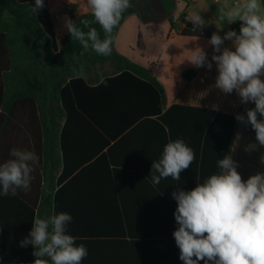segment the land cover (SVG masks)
Here are the masks:
<instances>
[{
    "label": "trees",
    "instance_id": "1",
    "mask_svg": "<svg viewBox=\"0 0 264 264\" xmlns=\"http://www.w3.org/2000/svg\"><path fill=\"white\" fill-rule=\"evenodd\" d=\"M138 1L130 0L132 7L113 29V42L122 22L136 12ZM157 1L172 27L176 0ZM34 4L35 0H0V110L4 113L0 125L4 119L14 122L39 157L34 165L36 197L32 207L25 205L21 241L36 215L45 218L55 213L53 194L63 187H72L74 193H115L122 173L151 178V167L147 169L145 163L157 161L153 157L161 156L170 140L182 139L195 156L180 174V190L190 191L196 180L203 183L219 172L217 161L228 155L241 100L235 91L225 94L215 87V62L210 70L205 66L199 72H183V78L193 83L177 104L166 108L164 92L146 68L116 53L113 43L107 57L85 51L69 32L57 44L46 0L37 13L31 10ZM81 20H88L89 27L104 37L91 12L73 19L87 32ZM241 24H232L228 31L239 34ZM180 34L212 36L192 22ZM229 42L225 40L221 49H232ZM213 54L212 47L209 61ZM137 147L153 148L156 152L144 155L153 159L131 164V150ZM124 157L128 159L122 161ZM117 164L138 171H124ZM156 186L161 191L167 188ZM170 190L173 193V187ZM173 204L177 203H171V211ZM170 220L178 225L174 214ZM20 242L15 248H0V264H33V247H20Z\"/></svg>",
    "mask_w": 264,
    "mask_h": 264
},
{
    "label": "crops",
    "instance_id": "2",
    "mask_svg": "<svg viewBox=\"0 0 264 264\" xmlns=\"http://www.w3.org/2000/svg\"><path fill=\"white\" fill-rule=\"evenodd\" d=\"M46 2L57 44L68 33L65 26L67 19L73 21L81 14L91 12L87 0ZM236 8L232 0H176L171 27L157 0H139L136 12L119 26L113 50L150 72L160 84L168 108L177 104L182 92L193 83L183 78V72H199L202 68L188 61L192 50L201 47L208 56L213 47L208 43L211 37L182 36L180 32L191 22L193 15L199 14L205 21L202 27L223 37L232 24L242 23L240 20L228 23L227 13ZM260 14L264 15V0H261ZM228 45L233 47L232 42ZM232 50H235L234 47ZM254 107L252 102H241L239 114L246 116V109ZM0 115H4L1 110ZM12 148L30 150V142L14 122L4 119L0 125V163L11 159ZM154 151L147 147L133 148L131 164L153 158L158 161L160 156H144ZM228 155L237 162V171L243 180L258 172L264 173V163L261 162L264 146L256 141L250 124L236 120ZM126 159L124 157L122 161ZM151 164L149 161L145 163L147 169ZM117 167L124 171H138L122 164H117ZM123 174L115 193H74L72 187H63L59 193L53 194L55 213L66 212L73 217L67 226V234L76 237L77 245L82 243L88 250L81 264H183L173 236L178 225L170 224L175 212L171 211V203H177L170 188L173 187V192L181 191L179 186L182 181L171 177L161 180L158 186L167 187L161 191L153 185L150 177ZM32 176L29 191L18 190L16 196L0 195V235L3 236L0 248H15L21 241L25 231V205L32 207L36 197L35 170ZM87 188L90 190L91 185ZM173 208L176 210L177 204H173Z\"/></svg>",
    "mask_w": 264,
    "mask_h": 264
},
{
    "label": "clouds",
    "instance_id": "3",
    "mask_svg": "<svg viewBox=\"0 0 264 264\" xmlns=\"http://www.w3.org/2000/svg\"><path fill=\"white\" fill-rule=\"evenodd\" d=\"M87 6L104 33L89 27L88 20H81L83 31L71 19L65 26L71 40L78 41L85 51L97 55L112 53L113 29L120 23L122 14L132 7L130 0H87ZM44 0H35L31 10L39 12ZM261 0H244L235 11L227 13L228 23L242 21L239 34L234 30L223 37L213 33L208 43L213 46L211 61L201 47L192 50L188 61L195 67L212 68L215 62L218 75L215 87L225 94L235 91L242 103L252 102L254 108L246 109V116L237 114L236 120L250 124L256 141L264 146V15ZM190 21L202 27L205 21L197 14ZM231 40L235 50L224 47ZM219 53V54H215ZM258 116L260 118H258ZM7 161L0 163V195L16 196L18 190H30L34 165L39 157L34 151L12 148ZM194 152L182 139L170 140L163 148L158 161H152L151 179L158 185L162 178L180 180L182 171L194 161ZM264 163V156L261 157ZM219 172L210 175L190 191H174L177 201L174 212L178 228L173 232L179 259L183 264H264V173L251 175L246 181L237 171V162L230 155L217 161ZM73 217L54 213L45 218L36 215L28 236L20 247L31 245L33 264H81L87 257L84 244L77 245V238L67 234Z\"/></svg>",
    "mask_w": 264,
    "mask_h": 264
},
{
    "label": "built area",
    "instance_id": "4",
    "mask_svg": "<svg viewBox=\"0 0 264 264\" xmlns=\"http://www.w3.org/2000/svg\"><path fill=\"white\" fill-rule=\"evenodd\" d=\"M242 2H244V0H232V4H233L234 6H238V5H240Z\"/></svg>",
    "mask_w": 264,
    "mask_h": 264
}]
</instances>
